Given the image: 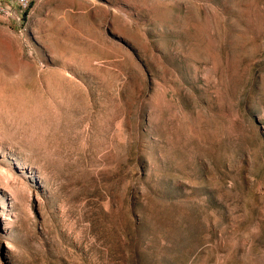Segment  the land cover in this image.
<instances>
[{
    "label": "rangeland",
    "instance_id": "rangeland-1",
    "mask_svg": "<svg viewBox=\"0 0 264 264\" xmlns=\"http://www.w3.org/2000/svg\"><path fill=\"white\" fill-rule=\"evenodd\" d=\"M0 264H264V0H0Z\"/></svg>",
    "mask_w": 264,
    "mask_h": 264
},
{
    "label": "built area",
    "instance_id": "built-area-1",
    "mask_svg": "<svg viewBox=\"0 0 264 264\" xmlns=\"http://www.w3.org/2000/svg\"><path fill=\"white\" fill-rule=\"evenodd\" d=\"M16 3H18L20 6L26 8L29 6V4L33 1V0H14Z\"/></svg>",
    "mask_w": 264,
    "mask_h": 264
}]
</instances>
